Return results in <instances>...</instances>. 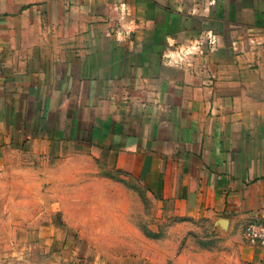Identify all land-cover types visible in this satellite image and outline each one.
Wrapping results in <instances>:
<instances>
[{"label": "crops", "instance_id": "crops-1", "mask_svg": "<svg viewBox=\"0 0 264 264\" xmlns=\"http://www.w3.org/2000/svg\"><path fill=\"white\" fill-rule=\"evenodd\" d=\"M115 1L0 0V175L99 161L264 264L243 237L264 222V0H138L122 27Z\"/></svg>", "mask_w": 264, "mask_h": 264}, {"label": "rangeland", "instance_id": "rangeland-1", "mask_svg": "<svg viewBox=\"0 0 264 264\" xmlns=\"http://www.w3.org/2000/svg\"><path fill=\"white\" fill-rule=\"evenodd\" d=\"M111 7L122 27L138 24L143 5L121 0ZM20 162L21 169L0 175V264H193L195 256L234 264V241L220 236L219 222L172 215L125 170L93 161V177L75 182L43 161Z\"/></svg>", "mask_w": 264, "mask_h": 264}, {"label": "built area", "instance_id": "built-area-1", "mask_svg": "<svg viewBox=\"0 0 264 264\" xmlns=\"http://www.w3.org/2000/svg\"><path fill=\"white\" fill-rule=\"evenodd\" d=\"M244 239L251 244L264 247V222H250L243 230Z\"/></svg>", "mask_w": 264, "mask_h": 264}]
</instances>
